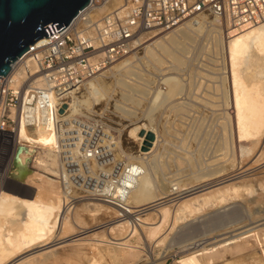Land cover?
I'll return each mask as SVG.
<instances>
[{
    "label": "bare ground",
    "instance_id": "obj_1",
    "mask_svg": "<svg viewBox=\"0 0 264 264\" xmlns=\"http://www.w3.org/2000/svg\"><path fill=\"white\" fill-rule=\"evenodd\" d=\"M116 3H119V1L116 0ZM206 17L207 16L196 15L190 19L185 18L182 21L178 22L174 27L160 30V33H157V35H152L153 37H150L149 40L147 39L144 42H141L139 45L141 46L140 48L143 49H141L143 58L149 59V64H153L159 67L165 63V59H168V62L172 63V65L171 67L168 66L167 68H170V70L172 71H179L177 69L182 67L185 63L184 54H186L185 52L188 49L187 46L191 45V43L194 42L195 36L202 32H205L207 33L205 37L211 36L212 38V40H210L214 43V47H212L213 51H215L216 54H221L222 56H220L223 57L222 66L224 70L222 69V71L224 72V75H222V71L221 74L219 73V69H217V71H219V76L214 78L218 80L217 83L213 85L211 90H208L209 87L203 89L201 87L202 82L200 81L194 82V76L191 74L187 75V81L184 80L178 83L173 82L172 84L168 83L163 86V92L161 93L162 97L160 98H157V96L159 95H156L160 93L159 90L155 92L153 88L151 90L147 85V87H149V101H147L151 110L168 107L169 110L172 111V113L173 111L174 113L177 112L176 117L179 116V119L178 117L175 119H178L183 124H185L187 128H189L190 124L195 122L197 117L195 113L199 108H202L200 106H204V109L205 107H208V110L212 111L209 112H211V114H214V121L216 122L217 129L220 134V136L218 134L219 138L217 137V141L212 144L213 146L211 151L213 152L211 153H217L215 156L213 155L214 159H212L211 161L210 154V160H206L207 162H210L205 163L202 170L198 172L196 171L195 173L191 174L194 175L192 177L194 178V184L191 182V185L193 184V188L191 187L192 189H185L184 191L183 187V189L181 190L178 189V187H175L173 189L172 187L178 185V183L171 184V181H168V189L163 190L165 194L163 195V197H170L177 191H181L180 194H185L184 196L175 197L173 199V202L175 201L174 211H172L174 220L181 219L186 215H190L191 213L200 212V210H202L205 206L206 208H208L209 206L217 205L219 203H225L233 198L237 191L240 190L239 188L241 186L239 183L240 186L238 190L235 185L236 183L234 182H237L239 178L244 176V172L252 164V166H254V162L248 165L249 162L245 164L243 161L245 159L242 160V158L245 156L249 157L250 154L252 155L253 150L256 151V149L261 148L262 145V148L264 149V21L250 25L248 27L233 29L230 33H227V31L229 29H232V27H229L225 23L223 25V23H221V20L217 17ZM220 33H223L222 38L220 37ZM139 53L133 52L130 55H127L122 60L107 67V75L105 73L97 78H94L88 83L83 84L81 88H79L77 95H73L68 103L62 104L59 108H57L56 118L53 120L52 126H48V129L45 126L41 125H38L36 128H27L25 124L28 122H32L34 115H27L26 117H28V119L25 120H23L22 115L20 122H18L17 120V126L13 132H0V149H2L0 150V253L3 252V249H5V252L8 253V255L16 254V256H19L14 260L8 262L7 264H51L57 261V258H55V249L57 248H65V251L63 253H65L67 257L73 258L75 264H92L93 262H95L92 261L93 258L91 256V253H94L95 256L96 254L100 255V257H103L105 259L108 258L107 260L112 261V264H135V261L137 262V260H139L137 258H140L141 251L137 246L138 232L133 227L129 231H125V229H127L125 225L128 223V221L125 220V218L127 219V216L107 225L108 227L113 225L109 228L111 231L115 232L114 237L118 236L116 234V231L118 232V234L126 232L125 236L121 238L111 237L109 238V240H94L95 238L93 239L91 238V236H93L95 232L99 231L101 227L89 229L85 228L84 226L88 225L89 221L96 220V218H98V216L101 215L109 207H104V205L98 202L92 203L91 205H93V209L85 211L77 209L72 214L73 218H69L65 214L60 219V229L57 236L55 238L53 237L54 239L51 240V236L54 235L53 230H55L57 226H52L51 223L47 222L46 218L54 216V218L57 220L58 217L62 215L61 212L64 210L65 205H68L67 201L70 200V198L61 193L57 181L48 177H42L40 176V174L37 176L41 179V184L36 185L35 187L32 186L33 188L30 189L31 191L37 192V194L29 195V193L25 191L26 187H22L23 192L16 189L24 185L23 183H28L26 181L28 176V159L34 156L35 152L37 153L36 161L38 162V166L44 169L42 171H48L49 174L52 175L57 174L59 169L58 158L55 153L57 149L58 139L57 129L64 128V131L69 135L62 137V140L65 142L71 141L69 139L74 134L70 131L74 127L69 124V119H73L75 115L87 116L86 112L89 111L87 109L92 105V112H94V104L96 105L101 100H104V97L106 95L104 93L106 92V89L104 90L105 87L103 88L102 86L103 82L101 84V81L104 78L108 77V81L109 78L112 81V78H114V84L120 85V87L124 85H133L123 84L124 82L126 83V81L122 83V77L119 78L120 76L118 75H121V73H126L127 75L125 74L124 77L128 76L130 70L131 74L132 69L130 68H133L132 65H136L132 64L134 59L142 58L136 57V55ZM137 68L134 67V69ZM149 68H151L152 70L153 67ZM104 70L105 69H103L99 74H101ZM142 70H136L135 72L141 74L142 72L140 73L139 71ZM154 70H156L155 72H157L158 70L161 74L163 69L156 68ZM220 74L222 76H220ZM115 76L118 77L116 78ZM137 76L138 75L136 74V78H134L137 79ZM142 77L143 76H141L140 79ZM142 79L145 80L146 77L145 79ZM139 81L140 85L136 87L138 88V91L140 90L139 88L143 87L141 85H144V87L146 86L145 84H142V80ZM145 81H147V79ZM153 81L155 82L154 79L152 81L149 79L148 84H154ZM112 83L113 82H110L109 84ZM106 85H108V83ZM135 85H133V87ZM109 87L107 88L110 89ZM159 88H162V86ZM144 89L145 91L147 90V94L148 88ZM113 90L111 91L113 92ZM128 91H119V98H117V100H115L113 104L111 102L113 107L112 109L115 111L113 113L117 112L119 114L118 116H120L122 119L129 118V124L126 123L127 125H123L122 122H116L118 123L117 126L120 127L119 129L117 128L116 131H126V134H124L126 138H124V140L127 141V139H133L136 142L134 146L136 150L135 153L133 152L136 156H134L133 153L132 155L134 157L131 155L130 156L136 159H144V165L149 173L147 176L143 175L139 178L140 184H137V187L131 192V194L127 198V201L125 200V203L123 201L120 203L117 202L119 204L116 205L117 210H113V212L116 213L119 210L123 211V209L125 208L130 210L131 208H133V206L135 207V205L140 206L143 203H147V201H149V188L150 191L156 190L154 188L155 179L152 178L148 181L147 177L149 176V174L153 176V174L158 171V165L156 166V163L159 159L156 161L157 157L154 152L156 150L157 143L159 142V135L157 131L150 125V123L152 122L150 118L148 121L149 123L141 125L140 122L138 123L139 119L131 120L132 118H134V116H136L133 111L138 112L137 110L139 108L137 110H134L135 107H132V111L129 107L134 104V106H136L137 104L141 106L140 104H142V100H138V96L135 97L137 93L135 94L133 92L132 95L135 94L134 96L124 93ZM108 92L109 91H107V93ZM140 92L142 91H139V93ZM146 94L143 95L142 99L146 97ZM153 99L155 100V102L153 101ZM106 100L104 103H110V101ZM152 102H154V104ZM145 108L147 110L148 105ZM106 110L108 111L107 108ZM67 112L73 114L68 115ZM143 112L146 114L144 110ZM139 114L140 112L138 113V115ZM145 118H147V116ZM65 121L68 122L65 123ZM140 132L143 133L142 136L139 135ZM148 132L153 134V140L150 142V146L147 151L143 152L140 148L145 140L144 134ZM187 136H189V133H187ZM241 143H248L252 149L248 147L251 149L250 150L246 147L242 150L243 146L241 145ZM23 145L25 148L22 147ZM233 147L240 153V158L234 157L235 155L233 152L234 149H232ZM11 148L12 150L10 151V153H14H12V158H9V156L7 157V152ZM261 150H259V152ZM231 151L233 155L229 154ZM120 152L122 151L120 150ZM126 153L130 154V152ZM126 153L124 152V156L128 157V154L126 155ZM255 157L258 156L255 155ZM255 157L253 159H255ZM72 159L73 156L69 154H65L62 156V166L64 168V171H72ZM247 160H245V162ZM254 161L256 162L258 161V159ZM249 174L250 173H248L247 175ZM32 175L36 174L32 173ZM250 178L251 177H249V179ZM255 178H253V180ZM244 179L248 180L247 177ZM246 180L244 181L246 182ZM156 184L159 185V183ZM188 186L190 187V185ZM161 187L163 188V186ZM161 191L162 189L156 191L158 195H156V199H159ZM91 199L99 200L97 198ZM207 205L209 206L207 207ZM102 207L104 208L102 209ZM83 208L84 207H82L81 209ZM157 212L159 213L160 218L159 220H157V223L150 227L149 223L143 222V220H145L147 216H149V213H141L142 215L139 216L138 221L142 223H140L141 228L144 230L145 237L148 240L153 239L156 235L159 234L160 230L167 220V217L169 216V209L166 207L158 209L156 213ZM136 219H138V217H136ZM262 224L259 223L258 225H255L259 226L260 228ZM251 228L252 226L247 230H250ZM262 230L263 228H260V230L258 229V232ZM70 232L74 234L72 238H68V235L71 234ZM258 232H255V234L252 233L253 236L251 234L249 235L252 236L249 244L247 241V244L230 246L234 242H237V240H232L230 237L225 240L224 243H220L219 245L217 244L216 246H212L211 248H202L200 250L201 252L196 255H188L187 257L180 260L179 264H202L201 258L203 255L205 258L203 262H211L214 264L217 263V261L223 259L225 252L235 254L245 246H249L254 252H257L258 249L256 247L261 242V240L264 243V235L259 234ZM101 238H104V236H102ZM133 238H136V241H134V243L131 242ZM160 241H163V238L159 239L158 243ZM86 245L89 246V251L86 250ZM115 248L121 249V251L118 252ZM20 251L26 253L20 256ZM261 252L264 253V249ZM53 257L55 259H53ZM94 258H97V256ZM66 260L69 261V259ZM94 260L97 261L99 259ZM71 261L72 260H70V262ZM73 261L72 263H74ZM63 262H65V260H63Z\"/></svg>",
    "mask_w": 264,
    "mask_h": 264
},
{
    "label": "rangeland",
    "instance_id": "obj_2",
    "mask_svg": "<svg viewBox=\"0 0 264 264\" xmlns=\"http://www.w3.org/2000/svg\"><path fill=\"white\" fill-rule=\"evenodd\" d=\"M203 16H207L206 18L211 17L209 15H204V14ZM221 23H223L224 25V22L222 20ZM157 33H160V30H155L154 33L149 35V38L153 37L152 35H157ZM206 34L207 33L205 32L198 34L194 38L195 43L192 42L193 45L191 43V45L187 46L189 51L187 49L188 52L187 51L185 52L186 53L184 54L185 63L182 67L177 69L179 71H175V70L172 71L170 70V68L169 69L167 68L168 66L171 67L172 65V63L168 62V59H165L166 60V61L164 60L165 63L159 67L153 64H149L148 63L149 59L143 58V53L141 54L143 49L140 48L141 46H139L137 51L134 52L137 53L140 52L139 54L136 55V57L137 58L142 57L141 58L142 60L134 59L132 63V64H136L138 68L136 65H132L133 68L131 67L130 69H132L133 74L132 72L130 74L131 71L130 70L128 73L129 77L128 76L124 77L126 73H121V75H118L120 76L119 78L122 77V83L126 81V83L124 82L123 84H133V85L136 84L134 87L133 85H124L121 86L122 87L121 88L120 85L114 84L115 83L114 78H112L113 81L110 78L108 81L107 80L108 77L104 78L101 81V84L103 82L102 86L103 88L105 87L104 90L106 89L105 90L106 92L104 91L103 92L107 95L108 98L105 95L104 100H101L96 105L94 104L93 107L94 112H92L93 105L89 106V108L87 109L89 111L86 112L87 116L75 115L73 119H69V124L74 127L70 132L75 135L77 134V136L78 133H80L81 137L84 138L83 141L82 142L75 141V143H70L71 141L65 142L62 140V137L67 136L69 134L64 131L65 130L64 128L57 129L58 139H57V149L55 151L58 158V167H59L57 174L52 175L49 174L48 171H42L44 169L38 166V162L36 161V155H37L36 152H35L36 154L34 153V156L28 159V164H27L28 176L26 180L28 183L27 184L23 183L24 185H22L21 183L22 186L16 189L23 192L22 187H26L25 191L29 193V195L37 194V192L31 191L30 189L35 187L36 185L41 184V179L37 176L40 174V176L42 177H48L50 179L57 181L61 193L66 197L70 198V200L67 201L68 205H65L64 210L61 212L62 215L59 216L57 220L54 218V216L52 217L50 216L46 218L47 222L51 223L52 226L54 225L57 226V227L55 226L56 228L55 230H53L55 236L54 235L51 236V240H53L57 236L60 229L59 227L60 225L59 222H61L60 219L65 214L69 218L70 217L73 218L72 214L75 212V210L79 209L85 211V210L93 209L94 207L91 204L96 202L104 205V207H109V208H107L101 215H99L98 218H96V220L89 221L88 225H85L84 227L89 229L101 227L99 231L95 232V234L91 236V238L93 239L95 238L94 240L96 239L109 240V238L111 237L121 238L126 235V232L122 234L121 233L118 234V232L116 231V234L118 236L114 237L115 232L111 231L109 228L112 227L113 225L109 227L107 225L119 219H123L124 217L127 216V219L125 218V220L128 221V223L125 225L127 227L125 231L126 230L129 231L133 227L138 232L137 246L140 248L141 254H140V258H137L139 260L136 259L137 262L135 261V264H179L180 260L187 257L188 255L190 254L196 255L201 252L200 250L202 248H211L212 246H216L217 244L219 245L220 243H224V241L230 237L232 240H237V242H234L233 244L230 245V246H234L238 244L239 245L247 244V241L249 244L253 236L252 233L253 234H255V232L257 233L258 229L260 230V228H263V230L258 233L264 235V224H262L264 223V219H262L264 218V168H263L264 149L262 148L263 145L261 146L262 150L261 148L256 149V151L253 150V153L255 152L256 154L252 153L253 156L250 154L249 157L252 156L250 158L247 156L249 159L246 156L242 158V160L248 159L246 162L245 160H243L245 164L249 162L248 165H250L254 162V166H252L253 165L252 164L244 172L243 174L244 176L239 178V180L237 179L238 180L237 182H234L236 180L233 181L234 183H236L235 185L237 189L239 188L240 185L243 187L240 186L239 188L240 190L238 189L239 191H237L235 196L231 198L229 201L225 203H219L213 206L207 205V207L208 206L209 207L206 208L205 206L204 207L205 210L203 208L202 210H200V212L191 213L190 215H186L181 219L174 220L172 211H174L175 201L173 202V199L175 197L184 196L185 194H180L181 191H177L173 193L170 197H163V195H165L163 190L164 189L166 190L169 187L168 181H171V184L178 183V185L172 187L173 189L175 187H178V189L180 190L184 188L183 189L184 191L185 189L189 190L192 187V185L194 184L193 183L194 178L192 177L194 175L191 174L195 173L196 171L198 172L202 170L205 163L210 162V161L207 162L206 160L211 159L212 161V159H214L213 155L215 156L217 154V153L216 154L211 153L213 152L211 150L213 146L212 144L215 141H217L216 139L218 137L219 132L217 129L216 122L214 121L215 120L214 114H211L212 111L208 110L209 109L208 107H205V109L204 106H200L202 108L198 107L200 110L198 109V111L195 113V115L197 116L196 120L194 119L195 122L190 124L189 128H187L185 124H183L181 121L178 120L179 116H177L178 119H175L177 118L176 117L177 112L174 113L173 111L172 113V111H170L168 107H162L159 109L157 108L156 110L155 109L151 110L148 103L149 87L151 90L153 88L155 92L159 90L160 93L157 92L159 94L156 95H159L157 96V98L158 97L160 98L162 97L161 93L163 92V86H165L168 83L172 84L173 82L178 83L184 80L187 81L186 79L188 78L187 75L191 74L194 76V80H193L194 82L200 81L202 82L201 87L203 89L209 87L208 90H211L213 85L217 83L218 80L214 77H218L219 76L218 72L220 71L219 73H221L223 69L222 66L223 57H221L222 56L221 54L220 56L218 53L216 54L215 51H213L212 47H214V43L213 41H211L212 38L211 36L205 37ZM220 37L221 38L223 37V33H220ZM149 38L147 39L149 40ZM134 67H136L137 69H134ZM149 67H153L152 70ZM156 68L157 69L162 68L163 73L161 72L160 74L158 70L157 72H155L156 70L154 69ZM217 69H219V71H217ZM106 70L107 68L101 74L87 80L85 83H88L94 78H97L105 74ZM136 70H142L139 72L140 73L142 72L141 74L143 75L136 73L135 72ZM144 72L147 81H145L146 79L144 77ZM222 73L221 74L224 75L223 71ZM136 74L138 76L140 75L139 78L137 76L138 80L135 79ZM221 74L220 76H222ZM118 76L115 77L117 78ZM141 76H143L142 78H144L145 80H143L142 78L140 79ZM148 78L151 81L154 79L155 80V82L153 81L154 84L149 85ZM139 80H142L143 81V82L141 81L142 84L146 85L145 87L144 85H141L143 87L139 88L140 89L139 91H142L140 93L137 90L138 88H136L137 86L140 85ZM104 82L106 84L108 83V85H106ZM110 82L113 83L109 84ZM147 85L149 87H147ZM106 86L107 87L110 86L109 87L110 89H108ZM161 86L162 88H159ZM123 87L126 89H124ZM144 88H148L147 94H146L147 90L145 91ZM111 90H113V92ZM125 90L126 91L129 90L128 92H124L128 95H132L133 92L135 94L137 93L136 95L134 94L135 97L138 96V100H142L141 101L142 104H140L142 107L139 106V104L136 105L137 108L136 106H134L135 104L129 107L131 110L132 107H135V109L133 108L134 110H137L138 108L140 109L137 110L138 112H134L132 110L133 113L136 114V116H134V118H132L131 120L139 119L138 123L140 122L141 125V124L149 123L148 121L150 118L152 120L150 125L157 131L159 135V142L157 143V147L154 152V154H156L157 157L156 161L159 159L158 160L159 163L158 161L156 163V166L158 165L157 166L158 171H156V173L153 174V176L149 174V176L147 177L148 181L152 178L155 179L154 188L156 189L150 191L149 188V201H147V203H143L140 206L135 205V207L133 206V208H131L130 210L125 208L123 209V211L119 210L116 213L113 212V210L115 209L117 210L116 205H119L118 203L122 201L125 203L131 192L137 187V184L138 183L140 184L139 178L143 175L147 176L149 173L144 165V159L133 158L134 156H136L134 154L136 150L134 147L136 142L133 139L131 140L127 139V141L124 140V138H126V136L124 135L126 134V131L124 130L120 132L116 131L117 128L118 129L120 128L119 126H117L118 123L116 122H122L123 125L129 124L128 117H127L128 119L126 118L122 119L120 116H118L119 114L117 112L113 113L115 111L112 109L113 102L117 100V98H119L118 97V95H120L119 91L122 92ZM107 91L109 92L111 91V92L107 93ZM143 92L144 94H146V97H144V99H142L144 95ZM105 100L110 101V103L108 102L104 103ZM153 101L155 102L154 99ZM154 102L152 103L154 104ZM147 105L149 110L148 109L146 110L145 108L147 107ZM106 108L108 109V111L106 110ZM143 110L146 112V114L143 112ZM139 112L140 114L138 115ZM141 112L145 114L147 118H145L146 116L143 115ZM67 114L72 115L73 113L67 112ZM66 122L68 121H65V123ZM187 133H189V136H187ZM74 138L76 139V137ZM117 143L120 146H118ZM241 145L243 146L242 150L245 149L246 147L247 149L251 148V146L248 143H241ZM22 147L25 148L24 145ZM232 149H234V151L232 150L235 155L234 157L240 158L239 156L240 153L237 151V149H235L234 147ZM11 150L12 148L7 152L8 153L7 157L9 156V158H12L13 155L12 153H14V152L10 153ZM120 150L123 153L120 152ZM259 150H261L263 154L261 151L259 152ZM232 151L229 153L230 155L232 154ZM124 152L125 153L130 152V154L126 153V155L128 154V157L124 156L125 155ZM119 153L122 155H120ZM132 153L134 156L132 155ZM258 153H261L262 155ZM65 154H69L73 156L72 171H64V168L62 166V156ZM130 155L133 157H131ZM255 155H257L258 157H255ZM209 156L211 157L210 159ZM254 157L255 159H253ZM256 159H258V161L255 162L254 160ZM259 169L260 170L263 169V170L260 171ZM246 172L247 174L248 173L250 174L247 175ZM32 173H35L36 175H32ZM248 176L251 178L249 179ZM246 177L248 178V180L244 179ZM242 178L246 180V182ZM253 178L255 179L253 180ZM241 179H242V183H241ZM191 182L193 183L192 185ZM156 183H159V185L160 184L161 185L159 186ZM188 185H190V187ZM161 186H163V188ZM160 189H162L161 194L159 195L160 197L159 199H156V197L158 196L156 191ZM91 198H97L99 200H93ZM79 206L81 208L82 207L84 208L81 209ZM104 207H102V209ZM162 207H166L169 209V216L167 217V220L164 223L159 234L156 235L153 239L148 240L145 237L144 230L141 228L140 225L141 222L138 221L139 216L145 213H149V216H147V218L143 220V222L149 223V227L153 226L155 223L158 222L157 220H159L160 218L159 213L158 212L156 213V211ZM136 217H138V219H136ZM259 223L262 224L260 228L259 226H257ZM251 226L252 228L250 230H247ZM70 233H68L70 234L68 235V238L70 237L72 238L74 236L72 232ZM250 234L252 236H249ZM102 236H104V238H101ZM162 238L163 241H160L158 243L159 239ZM134 241H136V238H133L131 240V242L133 243ZM116 242H121V241H116ZM85 248L87 251H89L88 245H86ZM256 248L258 249L257 252L256 251L254 252L252 248H250L249 246L243 247L240 251H238L235 254H230L229 252H225L223 259L217 261V263L214 264H264V253L261 252L264 249V243L262 240ZM64 249L65 248H57L55 249L56 252L54 250L55 258H57L56 259L57 261L51 264H75L73 258L67 257L65 253H63L65 251ZM115 249L118 252L121 251V249L118 248ZM19 253H21L19 255L22 256L26 252L20 251ZM93 254L94 253H91V256L93 258L92 261H95L97 264H110V263L112 264V261L107 260L108 258L105 259L97 254H96L97 258H94L96 256L95 254L94 255ZM17 257L19 256H16V254L8 255V253L5 252V249H3V252L0 253V264H7L8 262L14 260ZM55 258L53 257V259ZM66 259H69V261H67ZM94 259H99V260L96 261ZM204 259L205 258L203 255L201 258L202 264H213L211 262L209 263L203 262ZM63 260H65V262H63ZM70 260H72L74 263H72V261L70 262Z\"/></svg>",
    "mask_w": 264,
    "mask_h": 264
},
{
    "label": "built area",
    "instance_id": "obj_3",
    "mask_svg": "<svg viewBox=\"0 0 264 264\" xmlns=\"http://www.w3.org/2000/svg\"><path fill=\"white\" fill-rule=\"evenodd\" d=\"M118 1L90 0L66 27L43 37L0 76V132H13L22 115H34L27 128L48 129L57 108L87 80L137 51L155 30L203 14L232 27L227 33L264 21V0ZM83 139L74 134L70 143Z\"/></svg>",
    "mask_w": 264,
    "mask_h": 264
},
{
    "label": "water",
    "instance_id": "obj_4",
    "mask_svg": "<svg viewBox=\"0 0 264 264\" xmlns=\"http://www.w3.org/2000/svg\"><path fill=\"white\" fill-rule=\"evenodd\" d=\"M89 1L0 0V76H6L16 60L43 37L66 27ZM144 135L143 152L153 140L152 133Z\"/></svg>",
    "mask_w": 264,
    "mask_h": 264
}]
</instances>
